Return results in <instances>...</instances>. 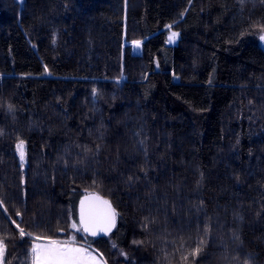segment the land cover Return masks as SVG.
Segmentation results:
<instances>
[{
    "label": "trees",
    "instance_id": "trees-1",
    "mask_svg": "<svg viewBox=\"0 0 264 264\" xmlns=\"http://www.w3.org/2000/svg\"><path fill=\"white\" fill-rule=\"evenodd\" d=\"M261 35L264 0H0L5 264L88 192L117 226L76 240L109 264H264Z\"/></svg>",
    "mask_w": 264,
    "mask_h": 264
},
{
    "label": "snow or ice",
    "instance_id": "snow-or-ice-1",
    "mask_svg": "<svg viewBox=\"0 0 264 264\" xmlns=\"http://www.w3.org/2000/svg\"><path fill=\"white\" fill-rule=\"evenodd\" d=\"M240 2L243 3V0H240ZM169 27H171V25H169ZM178 35V33L172 32L168 38L169 41L171 42ZM260 39L264 40V35H261ZM134 43L139 46L140 41H135ZM12 107V105H9L10 110ZM16 149L19 152L21 162H23L26 156L25 141L22 139L19 140L16 143ZM128 179L129 181H132L133 178L130 176ZM105 203L107 204L108 202L106 201ZM2 205L3 200L0 199V206ZM4 210L7 211L6 208ZM16 214L21 215L19 212ZM115 216V210L110 208L109 214L105 216L103 223L100 224L90 214L86 217L82 211L80 225H77L76 222H73L71 227L77 230L90 231L93 235H96L98 231L107 233L114 224ZM13 223H15V221H13ZM17 228H19V225H17ZM207 231L208 230L205 229V234H207ZM19 235L21 237L25 235L31 236V233H25L23 229H20ZM41 239H45V243H35V240ZM133 243L137 242L134 241ZM203 244V240L198 241L197 247L193 248L191 252L182 257V259L185 262H187L188 256H192L194 259L201 253V246ZM181 247H183V244H181ZM30 251L32 264H100V261L97 260V256L93 255L84 248L75 246L74 237L68 241H55L42 237H35ZM6 254L7 245L5 244L4 239H0V264H5ZM97 255L102 258V254L98 253ZM8 264H11V262L9 261ZM104 264H107V262L105 261Z\"/></svg>",
    "mask_w": 264,
    "mask_h": 264
},
{
    "label": "water",
    "instance_id": "water-1",
    "mask_svg": "<svg viewBox=\"0 0 264 264\" xmlns=\"http://www.w3.org/2000/svg\"><path fill=\"white\" fill-rule=\"evenodd\" d=\"M263 42H264V40H263ZM23 162H26V156H25V160ZM106 201L108 202L107 204L105 203ZM109 205H110V208L112 210H115L112 203L108 199H106L104 196H102L101 194H99L97 192H88V193L84 194L81 197L79 204H78L79 224L81 221L82 211L86 217L90 214L93 218H95V220L98 223L102 224L105 216L108 215L110 212ZM115 213H116V210H115ZM116 226H117V213L115 216L114 224L109 229V231L107 233L98 231V233L96 235H93L90 231H84L83 230V232L87 236H90V237L108 236V235L113 233ZM60 232L63 234L65 233L64 230H60Z\"/></svg>",
    "mask_w": 264,
    "mask_h": 264
},
{
    "label": "rangeland",
    "instance_id": "rangeland-1",
    "mask_svg": "<svg viewBox=\"0 0 264 264\" xmlns=\"http://www.w3.org/2000/svg\"><path fill=\"white\" fill-rule=\"evenodd\" d=\"M173 32H175V31H173ZM176 33H177V32H176ZM176 39H178V36L175 37L171 42L174 43V42L176 41ZM134 42H135V41H134ZM134 42L132 43V45H133V50H134L135 52H137V53H140V52H141V49H142V42L140 41V43H141V44H140V45H141V46H140V50H137V51H136V47H137V45H136ZM76 224L79 225L77 222H76ZM82 231H83V230H77V229L72 228V233H71L67 238L50 239V240H55V241H68V240H70L71 238L74 237V238H75V246H76V247L84 248V249H86L87 251L91 252L93 255L97 256V260L100 261V264H104L105 261L107 262V264H109L108 261L106 260V258H105L103 255H102V258L99 257V255H97L96 253H94L93 250L89 249L88 247H85V246L81 245V244H80L81 242H79L78 240H76V235L80 234ZM35 243L43 244V243H45V239L35 240ZM100 254H101V252H100Z\"/></svg>",
    "mask_w": 264,
    "mask_h": 264
},
{
    "label": "crops",
    "instance_id": "crops-1",
    "mask_svg": "<svg viewBox=\"0 0 264 264\" xmlns=\"http://www.w3.org/2000/svg\"><path fill=\"white\" fill-rule=\"evenodd\" d=\"M79 242H81V241H79ZM80 244L83 245V246H85V247H88V248L91 249V250H93L94 253H96V254L100 253L98 250H96L95 248L89 246L88 244H86V243H84V242H81ZM99 257H100V256H99Z\"/></svg>",
    "mask_w": 264,
    "mask_h": 264
},
{
    "label": "bare ground",
    "instance_id": "bare-ground-1",
    "mask_svg": "<svg viewBox=\"0 0 264 264\" xmlns=\"http://www.w3.org/2000/svg\"><path fill=\"white\" fill-rule=\"evenodd\" d=\"M140 44H141V43H140ZM140 44H139V46L136 47V51H137V50H140V46H141Z\"/></svg>",
    "mask_w": 264,
    "mask_h": 264
}]
</instances>
